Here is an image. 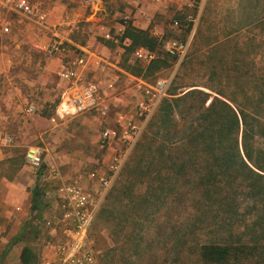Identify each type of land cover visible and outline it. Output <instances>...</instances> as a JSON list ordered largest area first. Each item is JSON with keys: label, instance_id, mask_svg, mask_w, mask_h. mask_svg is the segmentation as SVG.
<instances>
[{"label": "rangeland", "instance_id": "374dc122", "mask_svg": "<svg viewBox=\"0 0 264 264\" xmlns=\"http://www.w3.org/2000/svg\"><path fill=\"white\" fill-rule=\"evenodd\" d=\"M84 1L63 0L67 18L66 22L61 23L63 25L59 27L63 31L62 36H68L81 46L85 45L95 32L92 28V22L95 21L86 20L90 12ZM103 1L104 11L98 23L132 25L136 28H144L149 33L157 29L162 34L163 40L186 41L189 34L184 15L188 13L200 16L198 29L202 28L203 34L199 38L198 46L206 50L210 44L225 41L231 35V39L228 40L231 42L226 47L232 46L235 42L238 43L241 52L239 55L241 77L249 80L248 74L251 72L256 74L257 80L264 76V0H205L197 8L183 11H179L176 6L155 4L152 0ZM40 2L45 9L43 0ZM176 16L181 17L183 24V27L179 29L173 27ZM29 25H31L30 28H28ZM27 28L40 35L49 32L48 29L34 22L15 18L12 35L0 43V113L5 118V122L0 123V131L14 136L12 146L18 145L14 149V162L5 163L0 166V169L1 175L7 178L19 173L17 198L23 197L24 192H29L36 184L45 191L47 207L38 225L37 237L27 244L36 251L39 257L38 264H42L45 257L52 258L59 248L68 242L66 233L68 221L65 216L73 206L69 189L75 187L97 197L102 194L99 178L110 175L111 158L114 152L125 151L114 144L111 149H102L100 146L102 132L105 127L116 129L118 113H125L138 120L136 106L140 94L132 86H127L126 80L122 79L121 84L116 86L119 96L112 105V113L108 119L103 120L94 113H84L53 123L51 120L60 99V79L58 73H50L47 70L51 61L56 58L51 57L45 49L54 40V34L50 43H43L39 38L37 40L29 38L31 48L37 55L36 69H33V72L38 83L36 89L31 91L20 81L23 73L27 71V66L21 69L22 64L20 65L16 58L17 46L23 49L26 40V35L22 37L20 32L27 33ZM132 52L126 48L125 53L122 54L121 64L126 68L131 67L127 59ZM154 52L157 59L166 61L169 66L157 70L154 75L148 77V81L155 82L158 79L173 77L177 69L173 65V60L162 49V44ZM188 72L184 83L181 82L180 75L174 79L168 92V100L180 98L193 89L210 93L204 87L205 84L210 83L209 73L204 70L199 71L197 67ZM106 83L104 82L103 86H106ZM259 92L260 89L256 93L259 94ZM204 99L205 96L199 100L202 102ZM31 105L35 106V112L26 115L25 110ZM180 116L176 113L177 119ZM260 122L264 124L261 118ZM261 123L260 127H263ZM258 140L264 143V138L260 135ZM30 146L38 147L42 152L43 164L39 169H33L27 164L26 152ZM121 172L106 192L100 207L103 208L108 194L120 179ZM38 176H40L39 179ZM5 199L8 200V198ZM177 208L176 203L165 204L158 221L146 223L149 226L147 232L150 231L151 236L145 239H143L144 235L141 238L146 231L145 228L127 225L125 241L122 238L119 239L121 234L119 229H113L114 214L106 213L98 221L96 231L92 228L93 220L88 232L89 247L97 255L99 264H175V253L173 250L168 251V248H172L177 236L178 222L175 216ZM167 210L168 218L167 215H163V212ZM15 222L9 217L0 216V264H22L20 256L24 244H13V238L20 232L17 233ZM93 234H97L100 240H96ZM152 240L153 242L150 243L149 241ZM123 242H125V253H122L121 248ZM191 260L192 257L189 262H192ZM241 264L257 263L249 261Z\"/></svg>", "mask_w": 264, "mask_h": 264}, {"label": "trees", "instance_id": "16d2710c", "mask_svg": "<svg viewBox=\"0 0 264 264\" xmlns=\"http://www.w3.org/2000/svg\"><path fill=\"white\" fill-rule=\"evenodd\" d=\"M202 34L199 28L174 79L180 75L184 83L188 71L197 67L209 73L210 83L204 87L210 93L193 89L180 98L162 101L92 228L96 231L98 221L113 213L119 239L125 241L127 225L145 228L141 235L145 239L151 236L146 223L157 222L162 207L176 203L178 231L168 248L175 253V264H264V143L258 140L259 135L264 138L260 122V118L264 121V76L257 80L251 72L249 80L241 77L238 43L226 47L231 35L205 50L198 46ZM124 38L131 40L129 52L139 47L154 51L161 44L148 31L132 25L126 26ZM166 66L159 58L126 69L148 80ZM32 196L31 216L13 238V244H24L22 264L39 262L27 244L37 237L47 204L38 184ZM163 215L168 218V210ZM93 237L100 240L97 234Z\"/></svg>", "mask_w": 264, "mask_h": 264}, {"label": "built area", "instance_id": "2783aa9c", "mask_svg": "<svg viewBox=\"0 0 264 264\" xmlns=\"http://www.w3.org/2000/svg\"><path fill=\"white\" fill-rule=\"evenodd\" d=\"M155 4L163 6H176L179 11L197 8L205 0H152ZM86 7L94 12L101 9L103 0H85ZM15 18H21L34 22L40 27L50 29L48 25L49 14L42 8L38 0H0V43L12 35V27ZM184 19L187 22L189 38L186 41L163 40L162 34L155 30L150 33L161 44L166 54L176 60L175 67H179L187 56L194 38L198 32L200 16L186 13ZM63 24H61L62 26ZM59 27V26H57ZM174 28L183 27L181 17L176 16L173 23ZM54 40L45 49L51 56L60 59L58 76L62 86L59 103L55 109L52 122L64 120L66 117L84 113H94L103 120L108 119L112 113L113 103L118 98L116 92L117 84H121L122 79L126 80L127 86L140 94L137 103L138 120L129 117L125 113L116 115V129L105 127L100 146L102 149H111L118 145L125 151L114 152L111 158L110 175L101 176L99 183L102 186V194H86L75 187L70 188L71 202L73 206L66 212L68 226V242L59 248V251L52 257H45L42 264H99L97 255L89 247L88 232L90 226L99 211L106 192L112 187L118 178L121 170L126 164L130 154L142 137L146 127L157 112L162 101L167 98L174 76L168 79H158L155 82L137 77L126 70H119L116 76L109 74L113 69L112 62L91 48L84 46L78 47L74 57L71 48L67 46L70 42L68 36L54 31ZM111 39V36H107ZM116 44L122 46V53L131 45L129 38L113 39ZM121 53V54H122ZM157 59L156 52L144 47L136 48L128 57L127 62L130 66L139 63L150 64ZM106 86H103V83ZM35 106L31 105L26 110V115L35 112ZM14 143V136L0 131V148H9ZM27 164L33 169L41 168L43 157L40 148L30 146L26 152Z\"/></svg>", "mask_w": 264, "mask_h": 264}, {"label": "crops", "instance_id": "0c3cea01", "mask_svg": "<svg viewBox=\"0 0 264 264\" xmlns=\"http://www.w3.org/2000/svg\"><path fill=\"white\" fill-rule=\"evenodd\" d=\"M80 1V0H76ZM38 2L41 4L40 0ZM45 4V11L49 14V20L48 24L49 27L52 28V30H47L49 32L43 33L42 35L35 33L34 31L28 29L31 27V25L27 28V33H24L23 31L20 32L21 36L24 37L26 35L25 45L24 48L21 49L17 46V60L19 64L21 65V69L26 68L27 71H25L22 75L23 78H21L20 81H22V85H26L28 88H30L31 91L35 90L37 81L36 77L34 76L33 69H36V63H37V55L35 54V51L31 48V40L39 38L43 43H50L54 31H57L60 34H63V31L59 29L61 27V23L66 22V9L65 5L63 4V0H43ZM101 9L98 12H94L92 9L89 10V16L86 20L88 21H95L92 22L93 27L95 29L94 34L89 38V40L86 42L85 45H77L75 41L70 39V42L67 44L69 48L72 50V54L70 57L75 56V52L78 50V47H84L87 46L91 48L94 52L100 54L106 59H109L110 62H112L113 69H111L110 76H116V74L119 72V70H126V67L121 64V60L123 57L121 46L115 43L113 39H123L124 34L126 31V26L120 23H114L109 25H102L98 23V21H101L100 15L104 11V3L100 6ZM44 8V7H43ZM59 26V27H57ZM136 28V27H135ZM141 30H145L144 28H137ZM65 32V31H64ZM110 35L111 39H108L107 36ZM41 36V37H40ZM31 38V40L29 39ZM29 39V40H28ZM33 53V54H32ZM122 53V54H121ZM35 54V55H34ZM116 56V57H115ZM60 59L56 58L51 61V63L48 65V69L50 73H58L60 68ZM25 64V65H24ZM48 72V71H47ZM150 82V81H149ZM62 86L61 82L59 85V89ZM33 88V89H32ZM61 95V90H60ZM0 113V123L3 124L4 116ZM18 147V145H14L9 148H0V166H2L5 163H13L14 162V152ZM1 169H0V216L1 217H9L10 220H15V225L17 233L21 231L23 225L25 222L29 219L31 216V207H32V191L34 187L31 188V190L25 191L23 194V197H18L19 194V180L20 175L17 173L15 176H12L11 178H7L3 175H1ZM15 190V191H14ZM10 191V193H9ZM5 198H8L6 200ZM5 201V203H4ZM5 225H3L4 227ZM99 261V260H98Z\"/></svg>", "mask_w": 264, "mask_h": 264}]
</instances>
